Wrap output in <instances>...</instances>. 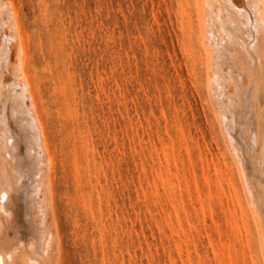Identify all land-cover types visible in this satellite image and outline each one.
Returning a JSON list of instances; mask_svg holds the SVG:
<instances>
[{
  "label": "rangeland",
  "instance_id": "obj_1",
  "mask_svg": "<svg viewBox=\"0 0 264 264\" xmlns=\"http://www.w3.org/2000/svg\"><path fill=\"white\" fill-rule=\"evenodd\" d=\"M180 1L13 0L49 114L64 264H260L184 51Z\"/></svg>",
  "mask_w": 264,
  "mask_h": 264
},
{
  "label": "bare ground",
  "instance_id": "obj_2",
  "mask_svg": "<svg viewBox=\"0 0 264 264\" xmlns=\"http://www.w3.org/2000/svg\"><path fill=\"white\" fill-rule=\"evenodd\" d=\"M177 13L185 54L231 160L245 244L255 246L264 264V181L259 183V171L253 169L264 158V78L254 77L255 65L264 66V0H181ZM27 57L19 12L13 0H0V196L5 197L0 201V264H64L56 214V152L48 133L49 114L32 86ZM240 142L251 157L252 171L246 168ZM72 146L73 153L82 152L75 135ZM256 149L262 152L256 154Z\"/></svg>",
  "mask_w": 264,
  "mask_h": 264
},
{
  "label": "snow or ice",
  "instance_id": "obj_3",
  "mask_svg": "<svg viewBox=\"0 0 264 264\" xmlns=\"http://www.w3.org/2000/svg\"><path fill=\"white\" fill-rule=\"evenodd\" d=\"M5 197L4 196H0V201L4 200Z\"/></svg>",
  "mask_w": 264,
  "mask_h": 264
}]
</instances>
